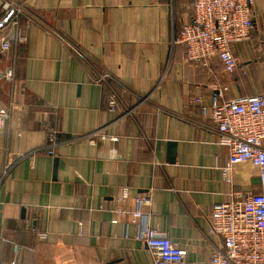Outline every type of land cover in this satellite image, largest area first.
Listing matches in <instances>:
<instances>
[{
	"label": "crops",
	"instance_id": "crops-1",
	"mask_svg": "<svg viewBox=\"0 0 264 264\" xmlns=\"http://www.w3.org/2000/svg\"><path fill=\"white\" fill-rule=\"evenodd\" d=\"M193 2L21 0L18 25L0 30V109L8 111L0 130V262L154 264L146 246L111 225L113 198L128 188L131 198H150L141 224L163 231L195 264L219 245L208 235L212 207L262 191L250 164L223 180L227 149L191 99L207 107L218 94L223 101L264 92V0H252L250 40L230 47L231 75L215 58L187 61L174 42L192 22ZM112 95L117 111L108 109ZM98 129L119 140L91 144ZM52 138L56 157L45 149Z\"/></svg>",
	"mask_w": 264,
	"mask_h": 264
},
{
	"label": "built area",
	"instance_id": "built-area-1",
	"mask_svg": "<svg viewBox=\"0 0 264 264\" xmlns=\"http://www.w3.org/2000/svg\"><path fill=\"white\" fill-rule=\"evenodd\" d=\"M251 5L252 0H194L192 22L181 28L174 42L185 47L187 61L205 66L215 58L231 75L237 69V59L230 47L251 38ZM1 8L4 15L15 9L14 20L9 25L17 26L23 9L13 0H3ZM10 46L8 40L1 43L3 51L9 50ZM13 78V72L7 70L5 79L12 82ZM104 78L106 76L95 82L99 83ZM211 100L207 107L201 104L199 98H193L191 102L199 107L200 116L212 121L219 136L218 145L227 149L228 163L222 170L223 180L231 182L229 172L233 166L250 164L258 172L262 191L258 194L234 193L226 203L212 207L208 235L215 236L219 245L212 250L208 259L198 260L195 264H264V92L223 101L218 94L212 96ZM108 102L109 111L119 110L115 95ZM7 118L8 111L0 109V130ZM88 139L91 144L97 140L111 143L119 140L117 136L102 133L101 129ZM55 146L57 142L52 138L45 147L51 157H56L53 151ZM8 170L6 167L4 174ZM113 199L111 225H121L123 239L131 238L146 246L154 264H187V250L184 247L172 243L163 231L141 224L145 216L143 209L150 206V198H131L128 188H122ZM130 200L133 207L128 205ZM130 225L135 230L132 236L127 230ZM45 236L41 235V239H45ZM0 264H20V261L16 258Z\"/></svg>",
	"mask_w": 264,
	"mask_h": 264
},
{
	"label": "water",
	"instance_id": "water-1",
	"mask_svg": "<svg viewBox=\"0 0 264 264\" xmlns=\"http://www.w3.org/2000/svg\"><path fill=\"white\" fill-rule=\"evenodd\" d=\"M21 2V0H19L16 4L19 5V3ZM15 9L12 8L7 14L4 15V17L0 20V30L3 29L4 27H7L10 23V21L12 22L14 19L12 18L13 14H14ZM167 149H168V153L170 155V162H173L174 160V154H175V145L172 142H168L167 143ZM57 165H58V159L55 158L54 162H53V168H54V177L57 173Z\"/></svg>",
	"mask_w": 264,
	"mask_h": 264
},
{
	"label": "trees",
	"instance_id": "trees-1",
	"mask_svg": "<svg viewBox=\"0 0 264 264\" xmlns=\"http://www.w3.org/2000/svg\"><path fill=\"white\" fill-rule=\"evenodd\" d=\"M2 15H4V12L2 11Z\"/></svg>",
	"mask_w": 264,
	"mask_h": 264
}]
</instances>
